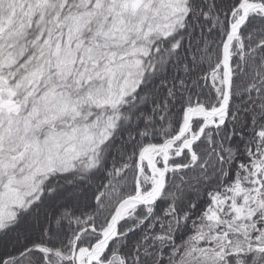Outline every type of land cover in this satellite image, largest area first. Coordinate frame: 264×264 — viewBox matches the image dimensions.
<instances>
[{"label":"snow or ice","instance_id":"1","mask_svg":"<svg viewBox=\"0 0 264 264\" xmlns=\"http://www.w3.org/2000/svg\"><path fill=\"white\" fill-rule=\"evenodd\" d=\"M0 264H264V0H0Z\"/></svg>","mask_w":264,"mask_h":264}]
</instances>
